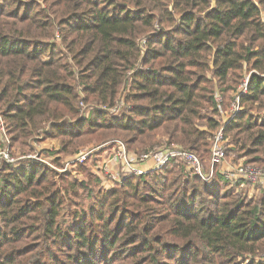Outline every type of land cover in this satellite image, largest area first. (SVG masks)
I'll return each instance as SVG.
<instances>
[{"label": "trees", "instance_id": "trees-1", "mask_svg": "<svg viewBox=\"0 0 264 264\" xmlns=\"http://www.w3.org/2000/svg\"><path fill=\"white\" fill-rule=\"evenodd\" d=\"M220 129L226 153L264 167V0H0L11 146L59 139L66 157L118 138L136 156L175 148L202 166ZM218 168L206 181L173 158L104 190L76 179L83 166L3 162L0 264H264V191L234 193Z\"/></svg>", "mask_w": 264, "mask_h": 264}, {"label": "rangeland", "instance_id": "rangeland-1", "mask_svg": "<svg viewBox=\"0 0 264 264\" xmlns=\"http://www.w3.org/2000/svg\"><path fill=\"white\" fill-rule=\"evenodd\" d=\"M144 40L145 39H143V41ZM140 43L142 45V42ZM120 99L122 100V103H123L122 107H127L129 105L128 103L124 101L123 96ZM237 104L238 103L233 104L231 106V109H229V111L231 110L229 117L227 116V118L225 117V119L222 120L223 122L222 128H224V126L227 124V120L233 118L235 113L238 111L239 108ZM109 113L112 114L111 112ZM222 139H223L222 140L223 142L221 143V145H223V149H224L225 164H227L230 167H233V165H237V164L243 165V159L235 158L230 153L225 152L226 149L229 148V145H228V141L223 137V133H222ZM0 141L2 142V144H4V149L0 150V165L3 162L18 164L20 162H25V161H32V162L35 161V162L42 163L54 169L57 172V174H59L58 176H60L64 171H66V168L76 167L78 169V165H79L85 168L83 170H79L77 176H75L76 179H78L79 181H82V180L88 181V175L90 174L93 179L94 178L99 179L98 185L95 187V189L102 188L104 190H109L115 187L116 185V183H107V182L104 183L105 185H103V183L101 182V179L99 178V173L97 172V168H99V170L101 171L103 167L106 166L105 164H107L108 166L107 168L109 170L116 171V166L118 165V167H120V163L118 161L115 162L112 159V156H113L115 147L117 148V146L113 142L120 141L123 144L121 139L108 138L106 141L100 143V145L90 144V145L85 146L84 148L80 149L79 155L85 154L87 156L85 157V160L83 162H77V163L74 160H76L75 158L78 157L79 155L62 157V154L59 153V150L61 149L59 139H47L43 141H35L34 143L31 144L33 149H29V151L28 150L26 151L24 148L21 149L19 146H11L9 139L5 134L2 136V139H0ZM159 141H161L160 138H159ZM162 141L165 142L163 139ZM125 150L129 154L136 156L134 153L128 151L126 147H125ZM54 153H56V155H54ZM2 154L6 155L7 158L5 159L3 156H1ZM57 158L61 160V162L59 163L60 166H58V162L55 163ZM74 162L76 163L75 165H74ZM208 164H209L208 161L203 162L202 164V167L204 168L205 171H208ZM113 165H115V168L113 167ZM253 167L264 170V167H258V166H253ZM242 185H243L242 187H237L235 185L234 193H239V194L243 193L248 199L256 200L259 197H261L260 195L261 190L264 191V186L259 183L244 182ZM83 195H85V193ZM70 199L74 201L73 206H77L76 204L80 203V206L74 207V208H82L87 204V200L81 201L79 197L73 198L70 195ZM70 224H71V218L69 216V209H67L62 213L60 217L59 226L61 228H66Z\"/></svg>", "mask_w": 264, "mask_h": 264}, {"label": "built area", "instance_id": "built-area-1", "mask_svg": "<svg viewBox=\"0 0 264 264\" xmlns=\"http://www.w3.org/2000/svg\"><path fill=\"white\" fill-rule=\"evenodd\" d=\"M145 43V41H142ZM245 89V86H244ZM243 89V92H244ZM123 103H116L111 108H108V111L111 113H117ZM106 107H103L105 109ZM222 129H220L213 137V144L210 153L209 159V172L208 175L203 173L202 166L198 158L191 153L183 152L181 150L171 148L165 149L163 147L155 148L141 156H133L126 152L124 145L120 141L113 142L117 148L115 147L112 159L116 162L120 163V167L116 166V171H111L106 166L100 171L97 168V172L99 173V178L103 185L104 183H117L121 178H126L128 176H140L147 174L151 171L162 169L170 159L179 158V160L186 166L187 170H192L196 175L201 177L203 180H209L210 176L213 174V170L216 166L219 168L224 163V149L223 145H221L222 141ZM5 159L6 155L2 154ZM87 155L81 154L76 157L75 162H83ZM111 160V159H110ZM152 162L153 167L149 169H145L140 167L147 162ZM74 162V163H75ZM219 174L224 178L225 181L234 184L237 186L238 182H252V183H264V170L258 169L253 166H245L242 164L233 165V167H228L227 170L221 171L219 170Z\"/></svg>", "mask_w": 264, "mask_h": 264}, {"label": "crops", "instance_id": "crops-1", "mask_svg": "<svg viewBox=\"0 0 264 264\" xmlns=\"http://www.w3.org/2000/svg\"><path fill=\"white\" fill-rule=\"evenodd\" d=\"M111 165V164H110ZM113 167L115 168V165H113ZM140 167H142V168H145V169H149V168H151V167H153V163L152 162H147V163H145L144 165H141ZM228 165L227 164H225V161H224V163L222 164V166L219 168V170H221V171H225V170H227L228 169ZM243 182H238V184H237V187H242L243 185ZM263 186H264V183H263Z\"/></svg>", "mask_w": 264, "mask_h": 264}]
</instances>
